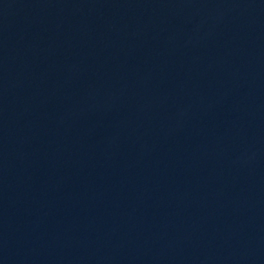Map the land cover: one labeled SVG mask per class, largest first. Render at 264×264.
Masks as SVG:
<instances>
[{"label": "water", "instance_id": "95a60500", "mask_svg": "<svg viewBox=\"0 0 264 264\" xmlns=\"http://www.w3.org/2000/svg\"><path fill=\"white\" fill-rule=\"evenodd\" d=\"M0 264H264V0H0Z\"/></svg>", "mask_w": 264, "mask_h": 264}]
</instances>
